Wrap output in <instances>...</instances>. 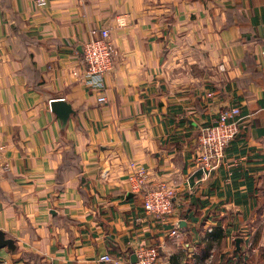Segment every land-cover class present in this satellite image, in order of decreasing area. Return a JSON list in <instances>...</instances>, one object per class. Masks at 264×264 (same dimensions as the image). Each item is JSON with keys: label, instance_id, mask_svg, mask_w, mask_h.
Instances as JSON below:
<instances>
[{"label": "crops", "instance_id": "obj_1", "mask_svg": "<svg viewBox=\"0 0 264 264\" xmlns=\"http://www.w3.org/2000/svg\"><path fill=\"white\" fill-rule=\"evenodd\" d=\"M102 28L117 55L101 104L74 73ZM263 41L264 0H0L1 264H134L139 246L158 264H264ZM232 106L239 132L205 175L197 136ZM130 163L174 190L166 220L129 190Z\"/></svg>", "mask_w": 264, "mask_h": 264}, {"label": "built area", "instance_id": "obj_2", "mask_svg": "<svg viewBox=\"0 0 264 264\" xmlns=\"http://www.w3.org/2000/svg\"><path fill=\"white\" fill-rule=\"evenodd\" d=\"M116 21L119 25L124 24L122 18ZM261 53L264 55V41L261 45ZM116 55L117 51L107 28L100 29L99 36L90 37L82 45L81 69L74 74L88 90L96 93L98 103L108 101L105 76L114 67ZM240 120L239 107L232 106L219 111L214 123L200 129L196 141L197 169L209 175L219 165L226 147L239 132ZM130 169L129 190L142 197L145 213L160 221L166 220L174 209L175 196L172 187L163 182L149 183V172L143 165L131 163ZM170 234L175 237L180 235L177 225L170 231ZM244 242L242 259L249 256L252 246L251 237L246 236ZM135 255L140 264H158V255L154 248L139 246ZM99 260L119 264L107 253L101 255Z\"/></svg>", "mask_w": 264, "mask_h": 264}, {"label": "water", "instance_id": "obj_3", "mask_svg": "<svg viewBox=\"0 0 264 264\" xmlns=\"http://www.w3.org/2000/svg\"><path fill=\"white\" fill-rule=\"evenodd\" d=\"M51 110L56 114L57 118L60 120L62 126L64 127L68 117L73 114V109L71 105L62 99H54L50 102ZM242 242V238L237 237L235 239V251L238 252L240 249V243ZM6 247L8 250H14L15 245L14 241L11 238H7L5 233L0 230V249ZM2 259H0V264ZM132 262L134 264L138 263V260L135 255L132 256Z\"/></svg>", "mask_w": 264, "mask_h": 264}, {"label": "rangeland", "instance_id": "obj_4", "mask_svg": "<svg viewBox=\"0 0 264 264\" xmlns=\"http://www.w3.org/2000/svg\"><path fill=\"white\" fill-rule=\"evenodd\" d=\"M222 162V161H221ZM130 165H131V163L129 164V168H130ZM145 167V166H144ZM146 168V167H145ZM147 169V168H146ZM130 174V173H129ZM128 177H129V175L127 176V179H128ZM129 185V184H128ZM175 196V195H174ZM174 210V209H173ZM252 238V237H251ZM251 242H252V246H251V250H249V254L252 252V248H253V240L251 239ZM144 247H149V246H144ZM149 248H152V247H149ZM137 249V248H136ZM136 249L133 251L134 252V255H135V251H136ZM136 256V255H135ZM250 256V255H249ZM137 258V257H136ZM236 261H239V259L237 260L236 259ZM241 264H245V262H243L242 260H240L239 261ZM238 262V263H239ZM139 263V262H138ZM254 264H258V261H255L254 262Z\"/></svg>", "mask_w": 264, "mask_h": 264}, {"label": "trees", "instance_id": "obj_5", "mask_svg": "<svg viewBox=\"0 0 264 264\" xmlns=\"http://www.w3.org/2000/svg\"><path fill=\"white\" fill-rule=\"evenodd\" d=\"M254 262H255V260L253 258H250V259L247 260L246 264H254ZM223 264H229V263L224 261Z\"/></svg>", "mask_w": 264, "mask_h": 264}]
</instances>
